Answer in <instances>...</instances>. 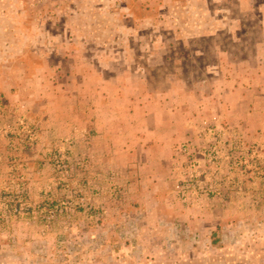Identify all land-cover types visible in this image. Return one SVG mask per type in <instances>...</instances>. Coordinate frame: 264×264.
<instances>
[{"label": "rangeland", "instance_id": "1", "mask_svg": "<svg viewBox=\"0 0 264 264\" xmlns=\"http://www.w3.org/2000/svg\"><path fill=\"white\" fill-rule=\"evenodd\" d=\"M103 100L170 139L147 176ZM0 264H264V0H0Z\"/></svg>", "mask_w": 264, "mask_h": 264}, {"label": "crops", "instance_id": "2", "mask_svg": "<svg viewBox=\"0 0 264 264\" xmlns=\"http://www.w3.org/2000/svg\"><path fill=\"white\" fill-rule=\"evenodd\" d=\"M123 99L127 100L129 98L123 97ZM127 101L132 103L131 100ZM106 104L107 101L103 100L102 110L100 111L97 108H86L88 111L86 117L89 118L86 122L91 123L92 128L95 129L91 132L92 136L102 138L99 150L106 155L107 160L110 162L114 160L119 165L118 162L124 161L125 169L123 171L134 168L135 171L139 170V174L142 176H147L146 169L150 171L149 166L158 165L157 162L160 161L163 162L165 160L163 157L167 155V152H171L168 149L171 143L169 142L170 139L166 138L163 141L158 138L156 131L152 130L151 127L147 129L146 125L142 126L144 121L147 122V119L150 118L149 113H145L144 110H138V112L133 109V112H130L127 109L125 115H122L121 109L116 110ZM77 115L79 113H74L72 120H75L74 116ZM72 128L82 130L79 129L81 127L73 126ZM88 128L90 129L89 126ZM179 128L185 130L184 125ZM84 132H87V130H84Z\"/></svg>", "mask_w": 264, "mask_h": 264}]
</instances>
